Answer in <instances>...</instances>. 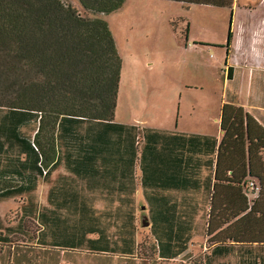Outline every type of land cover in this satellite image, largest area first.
Listing matches in <instances>:
<instances>
[{"label":"trees","instance_id":"obj_1","mask_svg":"<svg viewBox=\"0 0 264 264\" xmlns=\"http://www.w3.org/2000/svg\"><path fill=\"white\" fill-rule=\"evenodd\" d=\"M76 1L79 7L65 0H0V138H7L8 145L25 151L26 158L21 162L46 176L50 168L58 165L56 161L47 167L46 152L60 141L64 145L78 141L74 131L83 123L94 130L89 139V145L94 146L118 144L119 139H112L111 134L120 128H131L134 133L127 140L141 149V181L145 189L155 179L152 146L162 138L161 131L114 122L121 59L107 21L96 15L118 9L124 0ZM174 1L224 6L232 0ZM231 39L232 32L228 30L226 48ZM230 69H226L228 77ZM219 118V139L189 134L191 151L216 152L214 161L209 157L204 164L210 167L215 183L202 220L206 241L199 256H193L189 246L194 230H198L195 217H176L171 209L156 211L151 199L147 200L149 224L142 227L148 229L149 240L144 237L136 243L135 225L130 221L126 230L113 232L117 246L110 249L109 242L104 241L107 234L95 217L92 226H87L99 231L89 239L92 246L99 247L94 249L136 252L160 260L179 257L187 264H231V245L264 243V129L241 107L228 103L222 104ZM179 136L165 138L167 144L182 145L185 139ZM178 165L180 157L173 153L171 161L159 171L160 179L168 186L177 187L180 181L189 180L193 185L192 177L181 179ZM249 180L258 183L257 191L246 189ZM224 194L229 195L220 198ZM30 203L29 210L36 215V205ZM158 204L165 208L167 203ZM8 231L0 233V242L12 241L13 230ZM26 233L32 239L44 240V229ZM208 258H214L216 263L208 262Z\"/></svg>","mask_w":264,"mask_h":264},{"label":"crops","instance_id":"obj_2","mask_svg":"<svg viewBox=\"0 0 264 264\" xmlns=\"http://www.w3.org/2000/svg\"><path fill=\"white\" fill-rule=\"evenodd\" d=\"M259 5L264 9V3ZM263 13L264 10L260 16L242 17L238 20L239 29L233 28L231 46L235 51L230 50L229 77L226 74L230 89L228 101L222 104L241 107L264 129ZM114 122L137 125L135 122L118 121L115 117ZM82 125L74 131L78 141L71 140L68 145L60 141L46 152L47 167L56 161L58 164L50 168L46 176L41 175L38 168L31 169L29 163L21 162L26 158L25 151L8 145L7 138H0V233L5 235L10 232L8 229L13 230L10 235L12 241L0 242V264H151L153 260L177 264L179 257L168 260L155 256L145 258L136 252H111L94 249L99 247L91 245L90 240L99 231L87 226H92L95 217L99 228L107 234L104 241L109 242L110 249L117 246L113 232L126 230L130 221L135 225L136 243L144 237L149 240L148 229H142L149 224V199L154 202L152 207L156 211L171 209L176 217H195L198 230H194L189 246L195 250L193 256H199L206 241L201 231L202 220L215 183L210 167L204 164L209 157L214 161L216 152L212 155L205 151H191L189 134L213 135L219 139L222 134L220 123L218 133L138 125L160 130L159 137H162L152 146L155 179L145 189L141 181V149L128 144L127 140L134 131L120 128L111 134L112 139H119L118 144L94 146L89 145L93 128ZM179 135L185 139L182 145L167 144L165 138ZM173 153L180 157L181 179L192 177L193 185L189 180L180 181L177 187L168 186L160 179L159 171L171 161ZM195 161H199L197 166H194ZM226 195L229 194L220 195V198ZM160 201L167 203L165 208L157 205ZM30 202L33 207L36 205V215L29 210ZM42 229V241L32 239L26 233ZM230 250L233 252L231 264H264V243H236L230 246ZM208 262L216 263L214 258H208Z\"/></svg>","mask_w":264,"mask_h":264},{"label":"rangeland","instance_id":"obj_3","mask_svg":"<svg viewBox=\"0 0 264 264\" xmlns=\"http://www.w3.org/2000/svg\"><path fill=\"white\" fill-rule=\"evenodd\" d=\"M65 1L79 7L76 0ZM260 2L232 0L217 6L124 0L118 9L96 14L107 21L121 59L115 119L218 133L221 105L230 89L226 67L230 50L235 51L232 42L226 48L227 33L239 29L242 17L260 16Z\"/></svg>","mask_w":264,"mask_h":264},{"label":"built area","instance_id":"obj_4","mask_svg":"<svg viewBox=\"0 0 264 264\" xmlns=\"http://www.w3.org/2000/svg\"><path fill=\"white\" fill-rule=\"evenodd\" d=\"M246 189L248 190H253V191H257L258 190V183L253 181V180H249L247 182V184L245 185ZM253 194V193H252Z\"/></svg>","mask_w":264,"mask_h":264}]
</instances>
